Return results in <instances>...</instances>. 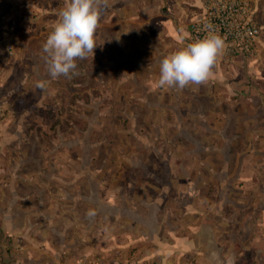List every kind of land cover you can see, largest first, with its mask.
<instances>
[{"label": "rangeland", "instance_id": "obj_1", "mask_svg": "<svg viewBox=\"0 0 264 264\" xmlns=\"http://www.w3.org/2000/svg\"><path fill=\"white\" fill-rule=\"evenodd\" d=\"M255 5L261 32L254 54L219 57L205 90L210 97L200 90L191 115L187 103L173 99L176 90L143 83L156 82L157 70L141 68L137 83L121 78L138 55L117 61L106 26L95 37V55L77 60L71 78L47 74L43 38L25 41L29 49L16 62L3 56L0 188L22 197L14 225L34 223L29 208L48 191L78 196L73 203L81 212L101 189L110 195L97 223L102 243L111 234L112 243L131 247L143 235L134 248L152 252L149 258L205 264V222L235 264H257V256L264 264V0ZM38 80L47 81L46 89L36 87ZM188 202L191 213L180 207ZM146 210L144 230L120 224ZM8 237L2 243L10 252Z\"/></svg>", "mask_w": 264, "mask_h": 264}, {"label": "crops", "instance_id": "obj_2", "mask_svg": "<svg viewBox=\"0 0 264 264\" xmlns=\"http://www.w3.org/2000/svg\"><path fill=\"white\" fill-rule=\"evenodd\" d=\"M64 4L65 0H0V66L4 63L3 56L6 58L9 55L14 56L16 62L27 47L25 41H30L31 45L37 43V39L43 38L45 42ZM195 5H197L196 0H107L106 7L101 12L95 37L100 38L101 29L106 26L109 29L110 49L114 50L117 61L120 55L131 61L134 55H138L140 62L129 63L126 66L129 71L122 75V79L131 77L133 82L137 83L141 68L157 70L158 73L154 76L158 78L160 61L172 51L184 46L188 34L186 19L188 12ZM11 23H14L13 29ZM38 44L40 45V42ZM209 81L199 86L190 85L183 90L168 89L171 92L176 90L175 93L172 92L173 99L187 103L183 108L188 111V115H191L192 101L201 98L202 94L210 97L205 91L210 84ZM143 83L150 86L154 85L155 81L151 78ZM0 89L3 90L2 78H0ZM200 90H203L202 94L199 93ZM4 120L5 118L0 122V144H2L3 131L7 127ZM115 192L121 193L118 190ZM90 196H94V200L79 212L76 202L73 203L78 196L71 198L64 190L56 194L48 191L47 198L40 197V203L29 208V211L36 213L34 223L28 222L16 227L11 214L16 211L15 209L21 208L15 203L22 197L14 189L0 188L2 264H133L144 260L173 264L164 258H149L153 256L150 254L152 252L146 253L141 249H135V246L143 244L142 241L145 239L143 235L139 240H130L131 247L120 246L121 244L118 245L116 240L112 243L108 238L111 234L102 243L100 225L97 223L102 216L100 206H108L105 203L110 195L108 191L98 189L93 190L88 197ZM29 199V202L36 200L32 195ZM115 203L112 200L114 210H116ZM189 203L181 204L180 207H185L188 213H191L193 207L190 208ZM42 204L44 206H41ZM134 206L136 207L135 203ZM148 215L146 210L136 219H121L120 224H129L131 229L144 230ZM83 216L91 219L89 225L83 222ZM200 232L202 234L200 255L204 256L205 264H214L207 253L215 250H223L224 253V248L216 241L211 225L202 223ZM4 235L9 236L7 243L13 248L10 252L2 243ZM187 246L190 247L189 244ZM256 262L263 264L260 256H257Z\"/></svg>", "mask_w": 264, "mask_h": 264}, {"label": "clouds", "instance_id": "obj_3", "mask_svg": "<svg viewBox=\"0 0 264 264\" xmlns=\"http://www.w3.org/2000/svg\"><path fill=\"white\" fill-rule=\"evenodd\" d=\"M106 4L107 0H65L59 18L42 45V59L52 79L71 78L77 69V60L93 56L97 46L95 32ZM205 28L203 38L177 48L160 61L157 87L183 90L190 85L205 84L213 77L225 42L211 25ZM36 87L46 89L47 81L38 80ZM227 264H234V258L229 257Z\"/></svg>", "mask_w": 264, "mask_h": 264}, {"label": "built area", "instance_id": "obj_4", "mask_svg": "<svg viewBox=\"0 0 264 264\" xmlns=\"http://www.w3.org/2000/svg\"><path fill=\"white\" fill-rule=\"evenodd\" d=\"M197 5L188 12L187 36L184 45L206 34L211 25L224 39L225 48L220 56L224 61L252 56L260 37L261 27L257 18L255 0H196ZM14 23H11L13 29ZM4 109L0 106V121ZM133 264H166L155 260L136 261ZM173 264H199L186 260Z\"/></svg>", "mask_w": 264, "mask_h": 264}, {"label": "flooded vegetation", "instance_id": "obj_5", "mask_svg": "<svg viewBox=\"0 0 264 264\" xmlns=\"http://www.w3.org/2000/svg\"><path fill=\"white\" fill-rule=\"evenodd\" d=\"M213 253H215L216 255L213 256ZM207 256L209 258H212L214 264H227V261H228V256L229 255H225L223 253V250H215V251H212V253H207Z\"/></svg>", "mask_w": 264, "mask_h": 264}]
</instances>
